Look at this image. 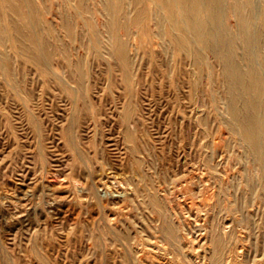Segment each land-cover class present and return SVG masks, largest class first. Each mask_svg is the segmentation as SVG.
Wrapping results in <instances>:
<instances>
[{
  "label": "rangeland",
  "instance_id": "obj_1",
  "mask_svg": "<svg viewBox=\"0 0 264 264\" xmlns=\"http://www.w3.org/2000/svg\"><path fill=\"white\" fill-rule=\"evenodd\" d=\"M263 21L264 0H0V264H264V160L229 108L252 79L225 69Z\"/></svg>",
  "mask_w": 264,
  "mask_h": 264
},
{
  "label": "bare ground",
  "instance_id": "obj_2",
  "mask_svg": "<svg viewBox=\"0 0 264 264\" xmlns=\"http://www.w3.org/2000/svg\"><path fill=\"white\" fill-rule=\"evenodd\" d=\"M216 1H219V3H220V0H215V2ZM253 4H254V0H253ZM192 10L195 12V14L193 13L194 14V18L192 21L193 28H194V26L196 28H198V27L200 28L202 23H201V21H199V18L197 16L199 14L196 13L195 6H192ZM262 14L263 13H261L258 10V8L255 6L253 9V14H252L253 18L257 21L263 16ZM244 22L246 23L247 21L244 19ZM188 25H190V24H188ZM186 28H190V26L189 27L184 26V29H186ZM212 30H213L214 34H215V32L218 33L219 35L220 34L222 35V33H223V35H222L223 37H225V36L229 37V34L228 35L225 34V31L222 32L220 27H217V29H215V30L212 29ZM198 36H199L200 41H205V34L204 33L199 31ZM247 41H248V45H249V47H247V49L249 50L250 54H248V56H247L249 63L247 64L246 69H241V67H239L237 65L230 64V63L225 65V69L231 75L233 80H236V77H238L237 78L238 81H240V80L244 81V80H247V78H251L252 82L250 83L251 85H249V86H250L251 90H253V91H250L247 96L244 95V97H243V103H244L245 108L247 109V111L244 115H241L238 112L239 108H238L237 103L234 100L230 101L229 108H230V111L232 113L233 120L237 123V125H239L240 128H242V130H243L242 132H243L244 136L246 137L247 140H249L250 144L252 145V148H254V150L258 154V156L262 160H264V116L262 115L263 107H264V77H263V74L261 72H259L258 69H256L257 65H261L260 60L264 59V43L262 42L263 40L260 37V35L258 36V31L256 28L254 30H252V32L250 31V34L248 35ZM227 43L228 42L226 40H224V38H223L222 42H219V44L215 43V41L212 42V46L216 49V51L219 50L218 52L222 56L231 57L233 55V52ZM256 48H257V50H256ZM219 54H218V56H219ZM246 83H247V81H246ZM247 89H248V87H247ZM195 176H196V174H195ZM123 184H124V182H123ZM191 188H193V187H191ZM171 189H173V188H171ZM193 190H194V188H193ZM210 198H213V197H210ZM185 229L186 230L188 229V231H185ZM176 230H177V234L176 235L172 234V237L174 238L175 242L177 241L176 243L179 245V247L181 249H185L184 254L187 257L191 258L193 256L194 250L196 249V242H195V237L192 233V220L189 217V215L186 217H182L180 219V221L178 222V227ZM159 242H161V239L157 238V239H155L154 242H150L147 245H151L152 247H154ZM165 243H170V242L166 241ZM140 245H141V243H140ZM163 245L165 246V244H163ZM170 245H174V241L171 242Z\"/></svg>",
  "mask_w": 264,
  "mask_h": 264
}]
</instances>
